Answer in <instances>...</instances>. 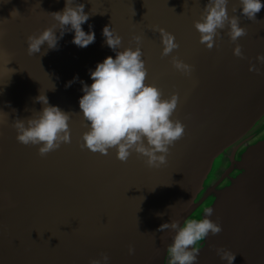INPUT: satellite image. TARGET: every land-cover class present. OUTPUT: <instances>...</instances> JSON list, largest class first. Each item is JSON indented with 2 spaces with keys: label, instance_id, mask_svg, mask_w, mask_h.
Here are the masks:
<instances>
[{
  "label": "water",
  "instance_id": "obj_1",
  "mask_svg": "<svg viewBox=\"0 0 264 264\" xmlns=\"http://www.w3.org/2000/svg\"><path fill=\"white\" fill-rule=\"evenodd\" d=\"M74 2L95 13L82 24L95 41L78 47L69 30L41 56L28 54L26 38L55 25L50 13L62 11L65 0H0V264H89L101 253L107 264H168L175 233L159 226L202 219L207 207L222 231L198 242L196 264H227L217 249L234 252L233 264H264V63L257 60L264 54V8L250 20L239 0H229V15L247 34L233 43L226 27L209 50L193 23L208 0ZM105 25L122 37L120 50L137 47L133 36H141L146 83L163 98L179 95L172 119L183 123L184 135L158 168L135 152L121 162L115 149L102 155L81 147L89 130L81 82L90 86L96 65L116 56L102 35ZM155 26L180 45L169 56L161 55ZM236 43L243 58L233 53ZM173 56L194 67L191 75L173 67ZM40 92L70 113L71 142L45 156L38 145L18 142L14 127L42 110Z\"/></svg>",
  "mask_w": 264,
  "mask_h": 264
},
{
  "label": "clouds",
  "instance_id": "obj_2",
  "mask_svg": "<svg viewBox=\"0 0 264 264\" xmlns=\"http://www.w3.org/2000/svg\"><path fill=\"white\" fill-rule=\"evenodd\" d=\"M228 2L229 0H208L201 18L193 22L200 34V43L209 50L214 47L216 38L220 35L219 30L226 27L227 35L233 43L247 34L246 28L240 26V18L229 15ZM239 5L242 14L250 20H256L257 13L264 8L261 0H239ZM236 10V5H233V13ZM50 14L57 23L26 38L29 55L42 53L43 56L47 54L48 49H57L59 39L69 30L74 31L72 42L78 47H87L95 41L94 31L85 32L82 28V24L89 20L90 15L95 14L92 10L91 13H86L84 4L65 0L62 11ZM57 29L60 30L59 36L56 35ZM152 29L160 33L162 56H169L174 49L179 48L174 34L160 26ZM102 35L107 46L116 51V56H108L96 65L95 70L90 72L93 81L90 86L81 82L84 94L79 99V107L84 120L89 122V130L82 135L84 143L81 147L102 155H107L110 149H115L117 159L121 162H127L135 152L146 158L148 167L158 168L167 163L169 146L174 145L184 135L183 123L172 119L179 95L173 93L169 98H163L158 86L146 83L147 68L145 60L142 59L141 36H133L137 47L120 50L122 37L111 26L105 25ZM45 43L48 47L41 52V46ZM233 53L243 58L241 45L236 43ZM257 60L264 63V54H258ZM171 62L173 67L184 75H191L194 70L192 65L178 57L173 56ZM249 71L258 70L255 65H250ZM76 79L78 77H74L73 81ZM73 81H69L66 87L71 86ZM51 90H55V85ZM36 100L43 104L42 110H33V115L26 120L16 119L14 127L17 130L18 142L24 145H38L39 155L45 156L58 149L62 143L71 142L70 113L49 104L47 96L41 92ZM203 212L202 219H186L183 226L178 220L159 226V231L171 229L175 233L166 249L168 264H196L199 254L198 242L210 233L217 235L222 231L221 225L209 218L213 209L207 207ZM134 251L130 246L129 254H134ZM217 254L227 264H233L235 260V253L229 250L217 249ZM102 261L103 264L109 261L106 253H101L98 259H90L89 264H102Z\"/></svg>",
  "mask_w": 264,
  "mask_h": 264
}]
</instances>
